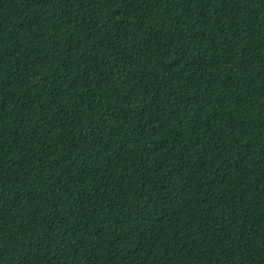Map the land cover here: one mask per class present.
I'll return each mask as SVG.
<instances>
[{
  "label": "trees",
  "instance_id": "trees-1",
  "mask_svg": "<svg viewBox=\"0 0 264 264\" xmlns=\"http://www.w3.org/2000/svg\"><path fill=\"white\" fill-rule=\"evenodd\" d=\"M0 264H264V0H0Z\"/></svg>",
  "mask_w": 264,
  "mask_h": 264
}]
</instances>
